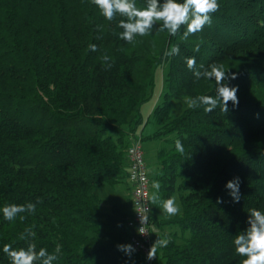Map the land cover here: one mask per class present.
<instances>
[{
    "label": "trees",
    "instance_id": "obj_1",
    "mask_svg": "<svg viewBox=\"0 0 264 264\" xmlns=\"http://www.w3.org/2000/svg\"><path fill=\"white\" fill-rule=\"evenodd\" d=\"M218 3L211 25L186 41V26L170 36L157 22L127 43L119 38L123 17L107 21L92 0H0V209L36 205L23 221H6L0 211V264H10L5 244L29 242L49 253L62 245L54 264H143L117 249L130 244L128 214L114 203L103 209L96 189L126 182L129 134L142 123L141 105L164 62L165 90L148 138L165 137L155 181L162 200L177 196L180 213L151 216L154 225L179 229L164 231L171 242L154 263L241 264L234 236L248 227L250 209L264 210V0ZM174 45L179 54L166 56ZM190 57L201 71L217 63L236 74L226 83L238 86V106L171 115L172 99L216 94L215 81L188 69ZM236 177L239 202L225 187ZM29 227L35 238L21 240ZM113 228L117 241L106 236Z\"/></svg>",
    "mask_w": 264,
    "mask_h": 264
},
{
    "label": "clouds",
    "instance_id": "obj_2",
    "mask_svg": "<svg viewBox=\"0 0 264 264\" xmlns=\"http://www.w3.org/2000/svg\"><path fill=\"white\" fill-rule=\"evenodd\" d=\"M92 3L100 10V13L107 21H113L117 16L123 17L118 22V27L123 29L119 34V38L127 43H132L137 36H147L153 31L157 22H161L160 32L167 31L170 36L177 35L183 26L186 31L183 32L181 39L188 40L191 35L203 31L206 25L212 23V14L219 11L220 5L218 0H146V6L138 7L136 0H92ZM88 48L95 52L97 46L90 44ZM179 47L172 46L165 52L166 56L178 55ZM194 51L199 52V45ZM111 68L113 63L109 56L101 57ZM186 64L190 71L193 72L197 79L204 78L206 80L215 81V96L213 95H197L195 97L186 96L184 103L189 109L203 107L204 112L211 113L217 107L221 111L227 113L228 105L231 102L233 107L238 106V86H229L226 81L236 79L235 73L229 75V69L225 70L222 65L212 63L208 69H203V65L197 68L195 57L186 58ZM176 149L183 153V145L180 140L175 142ZM240 180L236 177L229 180L225 187L229 190V195L233 202H239ZM154 191L150 194L152 204L159 203L163 213L168 217L175 216L180 213V206L176 203L175 198L162 200L160 197L159 181L152 182ZM217 203H223L222 199L217 198ZM3 218L6 221H14L18 216L20 220L26 217L22 213L34 214L36 205L28 203L26 205L7 204L2 209ZM149 212V209L147 210ZM147 216L140 215V224L138 232L145 235L147 232L142 224L147 223ZM248 227L234 236L233 244L236 255L243 257L241 264H264V210L252 208L248 212ZM36 232L31 227L26 228L21 234V240H29L35 238ZM171 242V237H164L155 240L150 246L146 259L153 260L156 258L158 248L166 247ZM62 245L56 244L52 253L46 248L37 250L36 244L29 242L27 247L13 248L11 244H5L3 252L8 256L10 264H54L62 253ZM117 249L125 252L129 256L135 252V248L131 244L117 245Z\"/></svg>",
    "mask_w": 264,
    "mask_h": 264
},
{
    "label": "rangeland",
    "instance_id": "obj_3",
    "mask_svg": "<svg viewBox=\"0 0 264 264\" xmlns=\"http://www.w3.org/2000/svg\"><path fill=\"white\" fill-rule=\"evenodd\" d=\"M169 62H164L161 66H159L154 73L153 84L150 89L149 98L141 105L140 108V115L142 118V123L137 127L136 135L141 134V146L144 151V160L148 167L149 175L152 179V182L155 181V174L157 172V151L165 145V137L160 138H148V136L157 128L154 119L152 117L153 109L161 103L162 101V94L165 90L164 86V75L168 69ZM185 98V97H184ZM184 98L180 99H172L171 100V115L178 116L187 106L184 103ZM167 138L173 137V134L166 136ZM97 192L103 199L101 206L103 209H106L109 204H116L121 208L127 207V200H126V191L127 185L126 182L121 181L114 185H103L97 188ZM152 191L154 189L152 188ZM176 203L180 206L177 196H174ZM155 214H153L154 218L159 220H163L168 217L166 214L163 213V210L160 208L159 203L155 204L154 206ZM153 210V212H154ZM172 217V216H171ZM156 231L153 232V241L155 242L158 237L161 238L164 231H179L176 225H164L160 227V225H155ZM185 236L189 235L188 231H185ZM106 236L110 241H117L118 231L116 229H111L106 232ZM132 259L138 258L137 252H133L131 254ZM163 260L158 258L154 264H163Z\"/></svg>",
    "mask_w": 264,
    "mask_h": 264
},
{
    "label": "built area",
    "instance_id": "obj_4",
    "mask_svg": "<svg viewBox=\"0 0 264 264\" xmlns=\"http://www.w3.org/2000/svg\"><path fill=\"white\" fill-rule=\"evenodd\" d=\"M129 143L126 148L128 160L125 180L129 187L131 212L126 217V225L130 229V244L143 256V264H154L146 256L153 242L152 203L149 199L152 193V179L144 160V151L141 146V135L129 134ZM149 209V212L147 211ZM140 215L147 216V223L142 227L147 232L141 235L138 232Z\"/></svg>",
    "mask_w": 264,
    "mask_h": 264
},
{
    "label": "crops",
    "instance_id": "obj_5",
    "mask_svg": "<svg viewBox=\"0 0 264 264\" xmlns=\"http://www.w3.org/2000/svg\"><path fill=\"white\" fill-rule=\"evenodd\" d=\"M126 185H127V191H126V200H127V207L126 208H121L122 210H124L125 212H127V214H129L130 213V210H131V208H130V201H129V187H128V184H127V182H126ZM98 191V190H97ZM99 194V193H98ZM155 205L154 204H152V215L154 214L155 216H156V214H155V210H154V207ZM153 210H154V212H153ZM154 225V224H153ZM155 231H156V226L154 225V228H153V232L155 233ZM137 252V251H136ZM137 255H138V258H136L137 260H139V262H141V260H143V258H142V256H141V254L139 253V252H137Z\"/></svg>",
    "mask_w": 264,
    "mask_h": 264
}]
</instances>
